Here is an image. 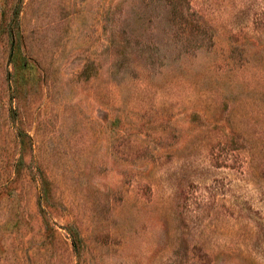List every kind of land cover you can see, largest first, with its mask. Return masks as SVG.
Returning a JSON list of instances; mask_svg holds the SVG:
<instances>
[{
    "label": "rangeland",
    "instance_id": "rangeland-1",
    "mask_svg": "<svg viewBox=\"0 0 264 264\" xmlns=\"http://www.w3.org/2000/svg\"><path fill=\"white\" fill-rule=\"evenodd\" d=\"M0 264H264V0H0Z\"/></svg>",
    "mask_w": 264,
    "mask_h": 264
},
{
    "label": "trees",
    "instance_id": "trees-1",
    "mask_svg": "<svg viewBox=\"0 0 264 264\" xmlns=\"http://www.w3.org/2000/svg\"><path fill=\"white\" fill-rule=\"evenodd\" d=\"M74 246H77V242H74Z\"/></svg>",
    "mask_w": 264,
    "mask_h": 264
}]
</instances>
